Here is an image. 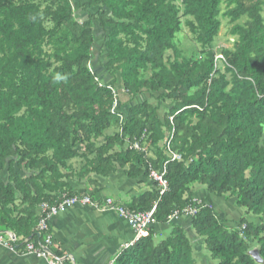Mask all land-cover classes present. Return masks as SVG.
<instances>
[{
	"label": "trees",
	"instance_id": "obj_1",
	"mask_svg": "<svg viewBox=\"0 0 264 264\" xmlns=\"http://www.w3.org/2000/svg\"><path fill=\"white\" fill-rule=\"evenodd\" d=\"M223 2L0 0V230L22 246L38 237L40 204L79 194L75 179L97 197L98 178L122 170L152 180L126 206H155L171 231L156 242L150 227L112 264H197L188 231L168 222L194 204L196 183L207 194L189 218L211 257L264 264V0H226L225 11ZM221 16L235 39L217 53ZM183 24L197 55L176 43ZM169 140L180 160H170ZM135 141L146 150L131 148ZM165 162L161 193L150 172ZM223 196L243 216H221L212 198Z\"/></svg>",
	"mask_w": 264,
	"mask_h": 264
},
{
	"label": "crops",
	"instance_id": "obj_2",
	"mask_svg": "<svg viewBox=\"0 0 264 264\" xmlns=\"http://www.w3.org/2000/svg\"><path fill=\"white\" fill-rule=\"evenodd\" d=\"M98 179L102 185L96 195L98 198L113 197L125 205L134 195L150 189L152 181L150 178H129L122 170ZM71 183L74 190L80 193H92L95 189L87 179H75ZM206 194L207 190L203 186L195 184V198L202 199ZM212 199L219 214L230 221L239 219L245 213L235 206L233 198L223 196ZM35 210L40 213L39 206ZM178 222L193 235L198 255L205 256L202 253V239L194 234L190 218L182 217ZM169 226L155 222L151 228L156 237L165 233ZM50 231L54 239L53 249L67 257L70 264H112L120 252L134 240V231L116 212L99 211L81 205L64 206L50 221ZM205 259H208L207 256ZM0 264H48V260L22 250L11 251L0 244ZM204 264H208V261Z\"/></svg>",
	"mask_w": 264,
	"mask_h": 264
},
{
	"label": "built area",
	"instance_id": "obj_3",
	"mask_svg": "<svg viewBox=\"0 0 264 264\" xmlns=\"http://www.w3.org/2000/svg\"><path fill=\"white\" fill-rule=\"evenodd\" d=\"M219 57V56H218ZM131 148L139 150H146L139 141H135L130 145ZM166 150L170 156V160H180L182 154L172 149L170 140L166 142ZM165 165L162 172L151 170L150 177L157 180L160 185V192L163 193L168 185L167 179L164 177ZM61 200L57 203L50 204L44 202L40 204L39 220L35 227V232L38 237L34 239L23 238V245L19 246L20 238L11 230H0V244L10 249L11 251L22 250L25 253L33 254L39 258H45L48 260V264H70L67 257L58 254L54 249V239L50 231V221L57 215L64 206H89L99 211H114L119 216L123 217L129 226L134 231V241L139 238L148 235L149 229L153 223L155 206L150 210H132L120 201L115 200L113 197L98 198L93 197L88 193H79L71 196L62 194ZM194 204L187 205L183 208H178L169 215L168 222H173L181 219L182 217H191L198 211V204L201 203V199L194 198ZM244 227V226H243ZM6 236V237H5Z\"/></svg>",
	"mask_w": 264,
	"mask_h": 264
},
{
	"label": "rangeland",
	"instance_id": "obj_4",
	"mask_svg": "<svg viewBox=\"0 0 264 264\" xmlns=\"http://www.w3.org/2000/svg\"><path fill=\"white\" fill-rule=\"evenodd\" d=\"M221 8H222V11L226 10V0H224ZM262 15L264 17V8H263ZM243 20H246V17H243L242 20H240V22H243ZM221 21H222V26H221L220 32H219L218 36L215 38V40L213 42V45H212L217 53H220V51L223 48H231V47H233V41L235 39V37L230 34V28H231L232 24L229 21V19L224 17V16H221ZM101 42H102V39L99 40L98 45ZM176 43L184 50V53L187 56L197 55L196 53H198L199 48H200V44L196 43V41L194 40V36L192 35V33L190 32L189 28L185 24H183L182 30L177 34ZM97 49H99V48H97ZM97 49H94L95 56L98 55V53H99V51ZM94 62H95L94 64H95L96 67L100 66L99 60L95 61V59H94ZM99 72H100V74H102L101 77L105 78L104 73L101 72V70H99ZM111 80L112 79H109L108 82H110ZM117 92H118V94L120 96H123V98L126 99L125 98L126 96L124 95V92L122 91V89L120 88L119 85H118ZM143 96L145 98V97H147V94L143 95ZM115 129L116 128L113 127V128H111L109 130V132L110 133L114 132ZM196 185H198V184L196 183ZM170 231H171V226H169V228H167L165 233L160 234V235H156V237H155L156 242H159L162 239H164L170 233ZM189 235H190L191 238L193 237L192 234L189 233ZM202 253H203V255L207 256L208 259L204 260L205 256L198 255L197 251L195 250L194 256L196 257L197 264H204L205 261H208V264H217V259H214V258L211 257L209 251L205 248L204 244H203ZM199 254H201V253L199 252Z\"/></svg>",
	"mask_w": 264,
	"mask_h": 264
},
{
	"label": "water",
	"instance_id": "obj_5",
	"mask_svg": "<svg viewBox=\"0 0 264 264\" xmlns=\"http://www.w3.org/2000/svg\"><path fill=\"white\" fill-rule=\"evenodd\" d=\"M249 254L258 262H262L263 258L260 255L258 247H253L249 250Z\"/></svg>",
	"mask_w": 264,
	"mask_h": 264
},
{
	"label": "clouds",
	"instance_id": "obj_6",
	"mask_svg": "<svg viewBox=\"0 0 264 264\" xmlns=\"http://www.w3.org/2000/svg\"><path fill=\"white\" fill-rule=\"evenodd\" d=\"M56 79L60 80V79H63V77L57 76Z\"/></svg>",
	"mask_w": 264,
	"mask_h": 264
}]
</instances>
